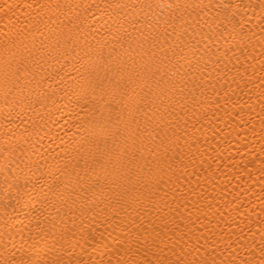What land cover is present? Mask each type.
I'll use <instances>...</instances> for the list:
<instances>
[{
  "label": "bare ground",
  "instance_id": "bare-ground-1",
  "mask_svg": "<svg viewBox=\"0 0 264 264\" xmlns=\"http://www.w3.org/2000/svg\"><path fill=\"white\" fill-rule=\"evenodd\" d=\"M0 264H264V0H0Z\"/></svg>",
  "mask_w": 264,
  "mask_h": 264
}]
</instances>
